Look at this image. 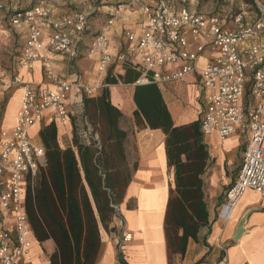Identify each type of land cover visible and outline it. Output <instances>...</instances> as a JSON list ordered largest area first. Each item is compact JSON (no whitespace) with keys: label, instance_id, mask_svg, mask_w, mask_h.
<instances>
[{"label":"built area","instance_id":"1","mask_svg":"<svg viewBox=\"0 0 264 264\" xmlns=\"http://www.w3.org/2000/svg\"><path fill=\"white\" fill-rule=\"evenodd\" d=\"M139 8L143 14V32L125 31L126 48L110 53V31L127 11ZM51 10L38 5L30 9H6L0 2V40L9 27L27 28L21 68L32 69L41 60L44 81L35 89L17 74L0 80V108L9 87L23 90L17 122L11 131L0 129V212L12 230H0V264H19L30 258L34 240L26 211L29 188H33L40 170L46 167V151L34 144L31 129L45 121L66 124L69 94L80 89L93 97L99 88L81 81L59 79L48 57L42 55L43 29L52 33L47 49L68 61L79 57V46L91 30V14L75 12L52 19ZM237 16L235 23L241 22ZM212 54L203 67L198 63ZM87 56L97 57L98 71L106 76L115 67H130L140 73L135 86L166 85L199 76L207 92L202 114L204 135L217 133L221 139L238 134L247 136L248 144L235 183L227 190L219 218L231 219L234 210L248 191L264 197V7L251 24L231 29L224 18L175 4L172 0H123L111 18L90 42ZM132 240L124 234L123 242ZM216 264H229L226 247Z\"/></svg>","mask_w":264,"mask_h":264},{"label":"crops","instance_id":"2","mask_svg":"<svg viewBox=\"0 0 264 264\" xmlns=\"http://www.w3.org/2000/svg\"><path fill=\"white\" fill-rule=\"evenodd\" d=\"M49 8L53 20L73 13L65 12L66 9L58 6ZM242 20L235 23L236 29L247 23V19ZM126 30H133L137 34L143 32V14L139 8L132 13L126 12L121 18L120 26L113 27L110 33V53L113 56L125 50ZM43 31L42 55L50 59L56 76L61 80H79L84 85L99 88L93 97H85L77 88L71 91L67 100L70 120L66 124L57 125L59 144L70 142L72 138L74 141L76 137L81 144H94L96 148L101 140L107 138L110 129L106 121L93 103L85 105L86 98L96 100L106 90L111 105L120 113L114 132L124 136V141L121 150L115 155L113 152L115 160L109 167L110 170L121 173L126 188L121 203L116 206L118 216L111 224L114 231L101 232L102 245L96 264H119V253L123 255L126 264H216L224 256L221 247H226L229 264H264V197L248 191L229 221L224 222L219 218L227 190L235 183L241 170L248 144L247 136L240 133L221 139L217 133H202L209 155L202 176L209 225L200 231L198 242L189 241L183 259L173 256L170 260L165 219L174 177L173 170L168 166L165 134L161 130L138 128L134 118L135 84L119 82L107 85L105 76L98 71V58L87 56L90 42L84 39L79 46V57L68 61L64 56L47 49L51 26L46 25ZM27 34L25 26L9 27L4 38L13 45L21 43V47L7 69H2L0 65V80L7 82L12 75L17 74L24 82L38 89L45 75L41 60L36 61L32 69L18 65ZM211 56L212 54L206 53L198 66L203 67ZM110 70L115 77L125 73L113 70L112 67ZM159 87L175 127L185 126L202 118L207 92L201 86L199 76ZM22 98L23 90L8 88L0 108V129L11 131L15 127ZM48 125L43 121L31 129L34 144L42 146L40 132ZM69 147H73V142H70ZM2 229L12 230V226L6 223L5 213L0 212V230ZM124 234H130L132 240L123 242L121 250L118 245ZM55 252L53 241L40 243L34 239L30 258L28 261L21 260L19 264H51L50 258Z\"/></svg>","mask_w":264,"mask_h":264},{"label":"trees","instance_id":"3","mask_svg":"<svg viewBox=\"0 0 264 264\" xmlns=\"http://www.w3.org/2000/svg\"><path fill=\"white\" fill-rule=\"evenodd\" d=\"M139 77L140 73L126 67L124 75L116 77L110 70L105 83L135 84ZM84 102L93 103L106 121L110 129L107 138L95 148L94 144H81L75 137L76 150L62 149L57 125L43 127L40 138L46 151V167L40 170L27 194L26 211L34 239L40 243L53 241L56 246L51 264H96L101 232L114 231L111 224L118 216L116 206L126 188L121 173L109 167L124 141V136L114 132L120 113L111 105L106 90L100 98H86ZM133 103L138 128L161 130L166 136L174 186L170 189L165 233L170 260L173 256L183 259L189 241L198 242L200 231L209 225L202 180L209 155L201 130L202 118L175 127L159 85L135 86ZM118 261L126 264L121 253Z\"/></svg>","mask_w":264,"mask_h":264},{"label":"rangeland","instance_id":"4","mask_svg":"<svg viewBox=\"0 0 264 264\" xmlns=\"http://www.w3.org/2000/svg\"><path fill=\"white\" fill-rule=\"evenodd\" d=\"M123 0H0L6 9H30L41 5L49 8L50 6L61 7L66 9L65 12H86L91 14V30L86 36V42H91L92 39L99 33L104 24L111 18L112 12L117 9ZM175 4L186 6L191 9L217 15L224 18L229 28L234 29L235 19L242 16V19H247V23H253L259 15V7H264V0H254V3H249V0H172ZM50 9V8H49ZM125 11L123 15L126 13ZM129 13V12H127ZM121 18L115 22L113 27H119ZM243 21V20H241ZM122 23V22H121ZM246 22L244 25L247 24ZM111 28V31L113 29ZM110 31V32H111ZM122 32V30H121ZM13 33V32H12ZM120 33V32H119ZM12 35V34H11ZM18 42V41H16ZM12 45V46H11ZM21 43H9L6 38L0 40V65L2 69H7L12 63V58L15 57L16 51L20 49ZM116 70L115 67H112ZM107 75L105 76V78ZM74 142L73 138L70 141ZM70 142H63L62 148L70 146Z\"/></svg>","mask_w":264,"mask_h":264},{"label":"water","instance_id":"5","mask_svg":"<svg viewBox=\"0 0 264 264\" xmlns=\"http://www.w3.org/2000/svg\"><path fill=\"white\" fill-rule=\"evenodd\" d=\"M240 232H241V231H240ZM240 232H239V233H237V235H238V234H240Z\"/></svg>","mask_w":264,"mask_h":264}]
</instances>
